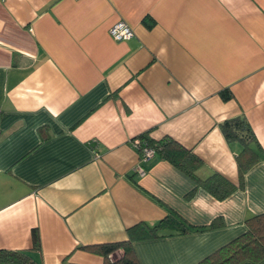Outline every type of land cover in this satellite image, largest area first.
<instances>
[{"label":"crops","instance_id":"1","mask_svg":"<svg viewBox=\"0 0 264 264\" xmlns=\"http://www.w3.org/2000/svg\"><path fill=\"white\" fill-rule=\"evenodd\" d=\"M119 20L131 38H111ZM237 116L262 149L240 186L241 145L220 126ZM142 133L236 188L218 200L158 153L142 161ZM169 211L216 225L135 241L140 264H195L264 212V0H0V249L104 264L82 247Z\"/></svg>","mask_w":264,"mask_h":264},{"label":"trees","instance_id":"2","mask_svg":"<svg viewBox=\"0 0 264 264\" xmlns=\"http://www.w3.org/2000/svg\"><path fill=\"white\" fill-rule=\"evenodd\" d=\"M144 18L147 25L153 20ZM223 97L228 98L227 91ZM221 130L229 141H237L241 149L236 156L239 171V186L243 183V175L248 168L260 158L262 149L244 116H237L223 121ZM138 139L141 146L153 149L177 168L181 169L198 184L203 186L216 199L227 197L236 188V185L219 173H212L205 179L196 175L197 168L201 165V159L190 149L183 147L170 137L160 140L151 138L147 133H142L131 139ZM136 149V148H135ZM139 153V149H136ZM193 192L189 193L191 195ZM216 222L207 226H194L188 223L180 215L169 211L164 217L153 224L138 222L126 229V238L119 241L86 245L82 248L90 250L103 257L104 264H140L134 250V242L137 240L160 237L172 233H185L191 230H203L213 228ZM245 230L227 243L215 249L195 264H240L243 260L258 261L264 258V212L251 215L244 220ZM32 249H40V239L36 228L31 231ZM66 264L69 263L65 260ZM0 264H38L27 249H0Z\"/></svg>","mask_w":264,"mask_h":264},{"label":"built area","instance_id":"3","mask_svg":"<svg viewBox=\"0 0 264 264\" xmlns=\"http://www.w3.org/2000/svg\"><path fill=\"white\" fill-rule=\"evenodd\" d=\"M108 32L111 38H113L116 41H122V40L129 39L134 34L133 29L123 20H119L113 23L109 27ZM132 144L136 149H139V157L142 161L148 159L154 154V151L152 148L147 147V146H141L138 139H134L132 141ZM135 171L139 175L145 174V170L139 165L135 167Z\"/></svg>","mask_w":264,"mask_h":264}]
</instances>
